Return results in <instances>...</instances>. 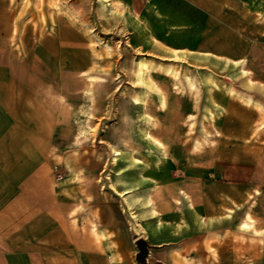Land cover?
Wrapping results in <instances>:
<instances>
[{"label": "crops", "instance_id": "crops-1", "mask_svg": "<svg viewBox=\"0 0 264 264\" xmlns=\"http://www.w3.org/2000/svg\"><path fill=\"white\" fill-rule=\"evenodd\" d=\"M93 2L99 28L81 31L79 68L0 77V264H264V104L220 90L212 71L245 60L243 31H264V0ZM10 3L0 0V31ZM96 35L117 75L92 74ZM179 61L208 67L209 81L195 75L189 91L168 75ZM205 84L215 104H202ZM187 126L193 139L179 136ZM202 126L216 133L208 146ZM93 127L92 144L79 139Z\"/></svg>", "mask_w": 264, "mask_h": 264}, {"label": "rangeland", "instance_id": "rangeland-1", "mask_svg": "<svg viewBox=\"0 0 264 264\" xmlns=\"http://www.w3.org/2000/svg\"><path fill=\"white\" fill-rule=\"evenodd\" d=\"M99 1L105 2L106 0ZM110 1L108 0V2ZM8 6L11 17L9 20L11 31H0V57L4 55V61H0V77L2 79L8 81L9 78L20 75L28 77L33 74L46 75L56 73L57 75L67 76L70 75L69 71H66L69 65L72 64L74 70H76L83 62L87 61L86 42L83 40L81 31H88L87 24L89 22L90 31H93V29L96 31L99 28L98 21L93 20L98 10L95 8L93 0H21L20 3L19 0H11ZM86 16H89L90 21L83 19ZM67 17H73V19H68ZM251 25H253L255 31H243L245 38L249 41L250 48L245 60L229 67L219 66L217 69L213 68L212 71L217 73L219 79L217 85L220 90L230 91L235 89L239 93L252 95L256 102L264 104V31H256L257 24L254 22H251ZM70 31L74 32L71 33ZM94 37L95 40L91 42V56L94 57L92 59V74L103 76L117 75V71L120 69L118 66H114L112 48L106 46L104 51L96 50V48H99L98 41L100 39L98 35ZM49 50L52 53L57 51L58 56L56 62H52L50 68L48 63L44 64L41 61ZM71 52L73 53L72 61L66 59L67 57L69 58ZM176 63L178 65L168 66L173 70V73L168 72V75L185 77L188 81L189 91L195 92L197 90V86L190 87L193 76L198 75L201 76L202 81H209L211 71L208 67L192 68L180 61ZM163 71L166 72V68ZM213 72L212 75L215 76ZM79 85L76 81L73 85L61 83L59 88H61L63 93L67 90L69 91L71 87L76 88ZM162 85L166 88L168 87L166 79L162 80ZM230 85L234 89L229 87ZM210 89V84H205V87L202 85L204 97L202 104L204 106L215 104L214 99L209 94ZM107 105L103 126L104 124H106L104 127L110 125L111 129H113L112 125L115 116L110 110L111 102L108 101ZM207 112L209 111L205 108L203 115L199 117V122L204 125L211 123L213 117ZM138 117V123H142L145 118L142 112L138 113ZM81 120V115L75 116V122L81 123ZM145 127L143 124H139L137 127V135L143 139ZM190 129V126H187V130L179 135L180 138L193 139L194 133ZM201 129L202 131L197 134L201 135L202 146H208L210 145L211 137L215 139L216 133L209 131L206 126H202ZM76 134L80 140L90 141L92 144L95 141V136L97 137L102 133L95 132V127H93L90 131H79ZM147 134L151 138V134ZM105 138L112 139V137ZM260 140L264 141V135L260 134ZM61 168L62 165L60 164L53 166L55 171H59Z\"/></svg>", "mask_w": 264, "mask_h": 264}]
</instances>
